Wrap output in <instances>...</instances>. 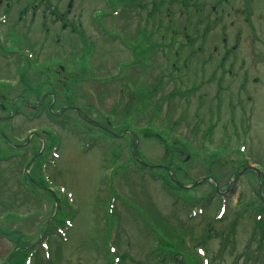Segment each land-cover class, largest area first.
<instances>
[{"label": "rangeland", "instance_id": "374dc122", "mask_svg": "<svg viewBox=\"0 0 264 264\" xmlns=\"http://www.w3.org/2000/svg\"><path fill=\"white\" fill-rule=\"evenodd\" d=\"M164 1L0 0V264L46 233L43 255L51 252L52 264H111L102 244L116 236L109 248L123 264L124 254L129 264H151L158 254L175 264V246L183 258L194 251L200 264H264V0H175L170 17ZM154 2L163 9L153 11ZM13 24L20 35L6 37ZM154 40L163 49L154 51ZM91 89L110 127L88 107L81 112L95 125L71 108L87 105ZM133 136L149 170L133 159ZM44 175L43 190L25 186ZM66 192L69 229H52L65 211L55 212L52 197ZM162 225L179 238L169 242Z\"/></svg>", "mask_w": 264, "mask_h": 264}, {"label": "trees", "instance_id": "16d2710c", "mask_svg": "<svg viewBox=\"0 0 264 264\" xmlns=\"http://www.w3.org/2000/svg\"><path fill=\"white\" fill-rule=\"evenodd\" d=\"M187 5V4H186ZM9 32H12V33H15V34H18V35H20L19 33V30H17L15 27H14V24L13 25H11L10 26V28L8 29V31H6V34L7 33H9ZM32 44H35L34 42H32ZM35 46V45H34ZM33 46V47H34ZM12 55H14V56H16V54L14 53V54H12ZM18 59H20V57H18V56H16ZM22 74L23 73H21V76H22ZM171 94H173V92H171L170 94H169V96L171 95ZM89 108L90 107V105H89V103H88V101H87V105H84V107H82V108H80V109H84V108ZM84 114L86 115V112H84ZM144 132H146V131H144ZM149 132H151V131H148L147 133L149 134ZM182 155H183V157H188L189 156V154H188V152H185L184 151V149L183 150H180L179 151ZM183 153H185V154H183ZM137 154H138V151H137ZM241 154V153H240ZM189 160V159H188ZM168 169V171H171L170 169H169V167L167 168ZM170 178V177H169ZM28 184H24L25 186H27L28 185V187H34V189H37V190H43V183H42V179L40 178V177H37V179H35V178H33V177H31V176H29V178H28ZM173 182H174V180H173ZM18 186L20 187V188H22V186L18 183ZM30 187V188H31ZM33 189V188H32ZM214 189H215V187H214ZM31 190V189H30ZM36 192V191H35ZM34 193V191L33 190H31V194H33ZM28 194H29V196H30V191H28ZM259 195V194H258ZM30 198V197H29ZM25 199H28V197H26ZM52 199H53V197H52ZM29 200V199H28ZM56 204H55V207H57L56 208V210H55V212L58 214V213H60L61 211L60 210H62V209H64L65 207H64V203H65V200L63 199V200H61V201H56L55 202ZM23 204H25V203H23ZM6 208H8V207H10L9 206V204H5L4 205ZM54 220H56V218H54V217H52V219H50V221H49V225H51L50 224V222L51 221H54ZM59 222H61V219L59 220ZM54 222H52V224H53ZM163 226V225H162ZM164 227V226H163ZM165 228V227H164ZM170 229V228H169ZM165 235L167 234V238L168 239H170V241L169 242H172L171 240H175L176 238H179V236L178 235H176V233H174V231L173 230H168L167 228H165ZM145 232V234H150L151 235V233L149 232V231H144ZM208 237H211L210 236V234H208ZM204 240H202V241H200V242H198V245H203L204 244ZM56 243V241L54 240V244ZM102 246L103 247H105V250H104V248H103V253H104V256H105V253H106V256H107V248H106V244L105 245H103L102 244ZM56 248V247H55ZM55 248H54V250H55ZM102 248L101 247H99V250H100V252L102 251ZM175 248L177 249V251H175V252H169V255H170V257H173V259H174V262H175V264H200L199 263V260L197 259V257H196V255H195V253H194V251L193 252H189L188 254H186L187 255V257L184 259V258H180L179 257V253L178 252H180V249H183V247H181V248H177L176 246H175ZM179 250V251H178ZM51 251H52V246H51ZM26 252H27V250L26 249H14V251L13 252H11V254H10V256H9V261H10V264H22V262H23V257L25 256V254H26ZM55 252V251H54ZM99 252V251H98ZM103 253H102V255H103ZM158 255H160V254H158ZM164 257V256H163ZM122 258V257H121ZM123 259H124V261H125V264H129L127 261H126V259H128V256H126L125 254H124V256H123ZM157 259H159V262L156 260V259H154V258H152V260L154 261L153 263H151V264H161L163 261H162V259L163 258H160V256H158V258ZM214 259H215V257H214ZM34 260H35V264H52L53 263V261H54V255L53 254H51V252H50V257L48 258V259H45L44 258V256H43V254H41L39 251L37 252H35V257H34ZM104 264H106V262L104 263ZM136 264H145V263H142V262H136ZM209 264H212L211 263V260H210V262H209Z\"/></svg>", "mask_w": 264, "mask_h": 264}, {"label": "flooded vegetation", "instance_id": "af4514ba", "mask_svg": "<svg viewBox=\"0 0 264 264\" xmlns=\"http://www.w3.org/2000/svg\"><path fill=\"white\" fill-rule=\"evenodd\" d=\"M172 0H167V4H168V6L166 7V9H165V11H166V15L168 16V17H170L171 16V13H172V8H171V2ZM170 3V4H169ZM152 9H153V11L155 10V12L157 13V12H159V11H161L159 8H157L156 7V2H154L153 4H152ZM214 9V8H213ZM212 9V10H213ZM61 16H63L62 14H60L59 15V19H62V17ZM161 23V18L159 19V24ZM158 26H160V25H158ZM159 28V27H158ZM153 33H154V30H153ZM172 34H173V30H172ZM159 35H162V36H164V34H159V30H158V34H156V33H154V36H159ZM173 41V40H172ZM223 41H225V39H223ZM163 46L165 47H168L169 49H170V47H169V45L167 44V43H165L164 41H163ZM161 49H163V48H160V44L158 43V41H157V44H156V46H155V50L156 51H160Z\"/></svg>", "mask_w": 264, "mask_h": 264}, {"label": "water", "instance_id": "95a60500", "mask_svg": "<svg viewBox=\"0 0 264 264\" xmlns=\"http://www.w3.org/2000/svg\"><path fill=\"white\" fill-rule=\"evenodd\" d=\"M257 173H258V172H257ZM257 175H259V173H258ZM237 178H238V175H237L236 179H237ZM236 179H235V180H236ZM196 182H198V181H196ZM234 182H235V181H234ZM195 184H196V183H195ZM259 189H260V187H259Z\"/></svg>", "mask_w": 264, "mask_h": 264}]
</instances>
